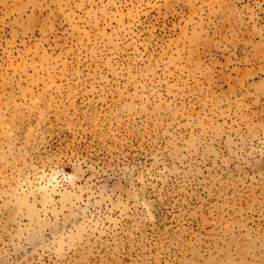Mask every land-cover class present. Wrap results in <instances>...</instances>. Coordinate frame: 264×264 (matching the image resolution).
<instances>
[{"label":"rangeland","instance_id":"374dc122","mask_svg":"<svg viewBox=\"0 0 264 264\" xmlns=\"http://www.w3.org/2000/svg\"><path fill=\"white\" fill-rule=\"evenodd\" d=\"M0 264H264V0H0Z\"/></svg>","mask_w":264,"mask_h":264}]
</instances>
